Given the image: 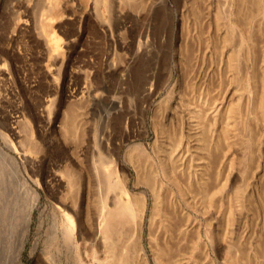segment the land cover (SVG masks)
<instances>
[{"label": "rangeland", "instance_id": "1", "mask_svg": "<svg viewBox=\"0 0 264 264\" xmlns=\"http://www.w3.org/2000/svg\"><path fill=\"white\" fill-rule=\"evenodd\" d=\"M0 144L39 193L20 235L0 157V264H80L128 194L106 264H264V0H0Z\"/></svg>", "mask_w": 264, "mask_h": 264}, {"label": "bare ground", "instance_id": "2", "mask_svg": "<svg viewBox=\"0 0 264 264\" xmlns=\"http://www.w3.org/2000/svg\"><path fill=\"white\" fill-rule=\"evenodd\" d=\"M258 1V0H257ZM238 3V1L236 2ZM54 3H51V5ZM51 7V6H50ZM54 7V6H52ZM251 10V9H250ZM249 12V11H248ZM259 13V12H258ZM256 14V13H255ZM245 15V14H244ZM248 16V15H247ZM244 17V16H243ZM236 21V20H235ZM243 22V21H242ZM242 24V23H241ZM43 29V26H42ZM51 40L52 41H56L57 40V36L55 34L51 35ZM146 107V106H145ZM144 107V108H145ZM196 115V114H195ZM199 116V115H198ZM199 123V122H198ZM204 124V123H203ZM166 127V126H165ZM163 129V128H161ZM202 129V127H201ZM170 132V131H169ZM200 132V131H199ZM163 134V133H162ZM200 135V134H198ZM162 136V135H161ZM167 136V135H166ZM170 136V135H169ZM167 142V141H166ZM170 145V144H169ZM211 146V145H210ZM174 147V146H173ZM138 150V148H137ZM136 150V151H137ZM177 150V149H176ZM132 151V150H131ZM130 151V153H132ZM143 151V150H142ZM146 151V148H145ZM128 154L129 156L133 155V154ZM140 156V155H139ZM138 156V157H139ZM0 157L2 158V160L5 161V164L10 165L11 169H12V173L8 174L7 178H6V195L9 198V204L6 203L5 199H4V203L2 204V210L3 211H7L9 208H7L9 205H12L15 203V201L17 200V203L19 204L17 211H16V216L20 217V221L22 220L21 223V228H20V235H23L25 233V231L28 229V227L31 224L32 221V211L33 208L35 207V205L37 204V201L39 199V193L38 190L35 189L34 186H32L30 184V182L27 180V178L24 176L23 172L21 170H19V166L17 163L16 158L12 155L9 154L4 147L0 144ZM144 158V157H143ZM134 160V159H132ZM139 160V159H138ZM131 162V161H130ZM138 162V161H137ZM133 163V161L131 162ZM137 164V163H136ZM166 164V163H165ZM168 165V164H167ZM175 169V168H174ZM97 173V172H96ZM140 173V172H139ZM138 173V174H139ZM143 173V172H142ZM168 173V172H167ZM173 173V172H172ZM176 174V173H175ZM165 175V173H164ZM178 175V174H177ZM167 176V175H166ZM156 177V176H155ZM98 178V177H97ZM144 178V177H143ZM168 178V177H167ZM174 178V177H173ZM72 179V178H71ZM178 180V179H177ZM181 180V179H180ZM98 183V182H97ZM139 183V182H138ZM206 185V184H205ZM99 186V185H98ZM114 186V185H113ZM117 188V187H116ZM204 188V187H203ZM93 189V188H92ZM95 189V188H94ZM201 190V189H200ZM96 191V190H95ZM129 191V190H128ZM155 191V190H154ZM205 192V191H204ZM129 193V192H128ZM153 193V192H152ZM158 193V192H157ZM99 194V193H98ZM118 194V193H117ZM135 194V193H134ZM95 195V194H94ZM97 195V194H96ZM100 198V197H99ZM94 200V199H93ZM115 200V199H114ZM101 201V200H100ZM103 203H101V207L98 209L99 213H98V218H97V227H98V233H100V238L99 236L96 238V241H92L91 243H87L88 239H90L91 237V231L88 228H82V232H80L79 237H78V243L77 246L80 247V239L81 242L82 241H86L83 245V249H79L78 251V258L80 260V264H106L105 260L103 259L104 257H102V252L103 250H105L106 248H104V246L110 248V250L112 249L113 252L116 253V242L115 240H113L110 246V241L112 239H110L111 234L110 233V220L109 218H113L114 216H116V218L118 217H135L137 213V208H136V204L137 201H139L137 199V197H135L134 195H129L128 194V199L127 200H123L121 198H117L116 202L114 203L113 206L108 205V201L105 199L102 200ZM3 202V201H2ZM93 202V201H92ZM95 202V201H94ZM97 202V201H96ZM111 202V200H110ZM114 202V201H113ZM112 203V202H111ZM95 204V203H94ZM92 205V204H91ZM95 207V206H93ZM97 208V207H96ZM1 211V210H0ZM81 208L79 209V212L76 214H80L81 215ZM93 212V211H92ZM89 213V212H88ZM96 213V212H95ZM83 214V212H82ZM92 214V213H91ZM97 214V213H96ZM64 215L67 219V224L65 226V233L68 237H72L74 235L75 237V230H76V223L74 222L73 219V213L70 209L65 208L64 210ZM137 216V215H136ZM92 217V216H90ZM95 218V217H94ZM124 219V218H123ZM132 220V219H131ZM116 221V220H115ZM122 221V220H121ZM126 221V220H125ZM138 221V220H136ZM113 224V223H112ZM111 224V225H112ZM130 225V224H129ZM93 227V225H92ZM96 227V228H97ZM94 229V228H92ZM116 230V229H115ZM120 230V229H119ZM97 231V230H96ZM124 231V230H123ZM112 232V231H111ZM121 233V232H120ZM123 233V232H122ZM99 235V234H98ZM125 236V235H122ZM118 237V235H117ZM115 239V238H114ZM91 240V239H90ZM110 240V241H109ZM90 242V241H89ZM118 243V242H117ZM92 245V246H91ZM119 245V244H118ZM108 248V249H109ZM115 249V250H114ZM19 251V249H18ZM114 253V254H115ZM108 254V252H107ZM134 254V253H133ZM20 255V252L17 253L16 258H18ZM118 256V254L116 255ZM134 257V256H133ZM108 258V257H107ZM52 259V258H51ZM117 260H114L115 262H117L116 264H126L127 262H125V255L121 254L117 257ZM127 259V258H126ZM53 260V259H52ZM105 261V262H104ZM129 261V260H128ZM52 263H57L56 261L52 262ZM109 263V262H108ZM129 263V262H128ZM111 264V263H110ZM130 264V263H129Z\"/></svg>", "mask_w": 264, "mask_h": 264}]
</instances>
